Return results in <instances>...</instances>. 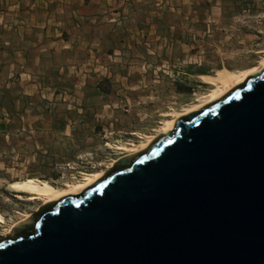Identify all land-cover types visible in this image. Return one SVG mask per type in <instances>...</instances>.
<instances>
[{"label": "water", "instance_id": "obj_1", "mask_svg": "<svg viewBox=\"0 0 264 264\" xmlns=\"http://www.w3.org/2000/svg\"><path fill=\"white\" fill-rule=\"evenodd\" d=\"M0 237V264H264V69Z\"/></svg>", "mask_w": 264, "mask_h": 264}, {"label": "rangeland", "instance_id": "obj_2", "mask_svg": "<svg viewBox=\"0 0 264 264\" xmlns=\"http://www.w3.org/2000/svg\"><path fill=\"white\" fill-rule=\"evenodd\" d=\"M174 4L164 29L146 37L147 45L124 47L120 41L112 57L104 53L99 62L82 64V73H56L46 99L39 95L30 105L46 118L38 134L20 135L17 128L14 135L0 132V215L7 221L0 235L42 206L16 193L12 184L36 180L62 187L108 171L126 155L120 145L160 135L164 121L203 101L212 86L200 78L201 68L213 76L259 66L264 0Z\"/></svg>", "mask_w": 264, "mask_h": 264}, {"label": "crops", "instance_id": "obj_3", "mask_svg": "<svg viewBox=\"0 0 264 264\" xmlns=\"http://www.w3.org/2000/svg\"><path fill=\"white\" fill-rule=\"evenodd\" d=\"M174 1L0 0V132L38 134L46 118L30 105L39 95L46 99L56 73H82V64L112 57L120 41L147 45ZM201 71L200 78L208 75Z\"/></svg>", "mask_w": 264, "mask_h": 264}, {"label": "bare ground", "instance_id": "obj_4", "mask_svg": "<svg viewBox=\"0 0 264 264\" xmlns=\"http://www.w3.org/2000/svg\"><path fill=\"white\" fill-rule=\"evenodd\" d=\"M263 69H264V58L261 60L258 67L251 68L245 71L235 72V71H229L227 69H223V70H218L216 74L213 76H209V75L202 76L203 82L207 85L212 86L210 91L201 98V100L203 101L186 108L184 113L182 114L175 113L172 119L164 121L160 129V135L162 134L163 136H165L169 134L168 132H171L173 130L174 124L176 120H178L179 118L197 112L204 106L219 100L225 94H227L231 89L242 84L247 77L253 76L255 74H259ZM160 135L147 137L145 140L140 142V144H132L130 146L120 145L118 147V150L126 153V155L123 157L134 155L146 149L149 146V144ZM116 161H114L112 166L108 168V171L109 169L114 168V164L116 163ZM105 173L106 171L93 173L91 175H88L84 180L77 181L74 183H67L62 187H57L47 181L25 180L22 182H16L12 184L11 188L16 193L26 195L28 197L27 201L38 200L41 201L42 206H44L48 203L57 201L68 195L74 196L81 194L85 189H87L88 187L93 185L96 181H98ZM11 188L9 186L10 190ZM28 218H30L29 215L24 216L22 220H20L17 223H14L9 229L4 231L3 234L0 235V237L6 239L7 235L11 234L12 229L15 226L23 223ZM6 225H7L6 219L2 215H0V227L3 228V226Z\"/></svg>", "mask_w": 264, "mask_h": 264}]
</instances>
